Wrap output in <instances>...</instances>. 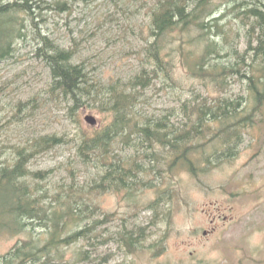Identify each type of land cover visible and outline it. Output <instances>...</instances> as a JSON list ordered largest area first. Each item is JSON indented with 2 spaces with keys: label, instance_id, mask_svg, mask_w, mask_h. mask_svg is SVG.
<instances>
[{
  "label": "trees",
  "instance_id": "trees-1",
  "mask_svg": "<svg viewBox=\"0 0 264 264\" xmlns=\"http://www.w3.org/2000/svg\"><path fill=\"white\" fill-rule=\"evenodd\" d=\"M83 1L0 0V62L15 56L18 41L31 42L34 57L49 70L50 92H44L69 103L76 118L71 133L10 140L6 129L15 131L42 98L19 99L11 114L0 102V239L15 238L0 264H109L95 250L105 241L135 254L160 231L147 232L149 226H169L179 199L176 177L199 178L229 162L244 135L264 123V0L152 2L146 43L136 50L140 68L106 79L84 61L75 63L72 48L41 30L48 12L35 18L48 4L69 14ZM158 94L164 100L151 107L149 97ZM78 109L104 115L102 124L81 125ZM65 144L74 149L75 163L91 168L88 179L76 180L71 161L68 182L52 180L55 168L32 166L40 154ZM139 188L157 191L133 208V215L149 210V222L123 223L103 234L99 226L110 216L99 218L97 198L107 192L135 198ZM166 238L163 230L147 247L159 253Z\"/></svg>",
  "mask_w": 264,
  "mask_h": 264
},
{
  "label": "rangeland",
  "instance_id": "rangeland-1",
  "mask_svg": "<svg viewBox=\"0 0 264 264\" xmlns=\"http://www.w3.org/2000/svg\"><path fill=\"white\" fill-rule=\"evenodd\" d=\"M152 2L157 0H85L73 5L69 14L48 4L35 18L41 20L48 12L40 24L41 30L60 46L72 48L75 63L84 61L100 78H125L141 66L136 50L146 43L147 10ZM17 45L15 56L0 62V102L8 114L19 99L26 100L38 93L42 104L15 131L6 129L5 134L14 140L33 132H73L76 118L67 110L66 105L70 104L55 102L44 92H50V88L45 90L50 80L48 68L34 57L31 42L18 41ZM233 89L237 92L239 87L235 85ZM163 100L160 94L157 98L149 97L151 107ZM75 113L84 126L89 125L86 115L93 116L97 126L104 119V115L90 110L78 109ZM239 145L237 155L209 171L202 183L196 176L176 177L179 199L173 205L170 224L149 226L147 232L160 231L146 239L143 249L129 255L118 249L115 242L105 241L99 243L96 254L108 257L109 264H264V123L260 130L255 128L252 134H245ZM75 160L74 149L65 144L40 154L32 166L55 168L52 180L66 178L68 182L66 167L71 161L78 170L76 180L88 179L91 168ZM135 192V198L114 192L97 198L102 211L99 218L104 214L110 216L99 226L103 234L116 231L123 223L132 226L149 222V210L141 209L133 215V208L153 200L157 191L139 188ZM163 230L167 232L165 249L154 254V248H148L147 243L159 238ZM14 242L15 238L2 237L0 253Z\"/></svg>",
  "mask_w": 264,
  "mask_h": 264
},
{
  "label": "water",
  "instance_id": "water-1",
  "mask_svg": "<svg viewBox=\"0 0 264 264\" xmlns=\"http://www.w3.org/2000/svg\"><path fill=\"white\" fill-rule=\"evenodd\" d=\"M86 120L89 121L91 124L95 123V119L91 116H86Z\"/></svg>",
  "mask_w": 264,
  "mask_h": 264
}]
</instances>
